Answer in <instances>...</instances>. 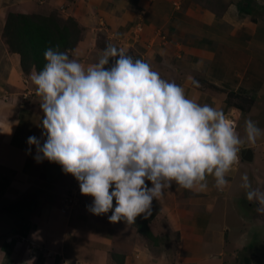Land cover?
<instances>
[{"label":"crops","instance_id":"obj_1","mask_svg":"<svg viewBox=\"0 0 264 264\" xmlns=\"http://www.w3.org/2000/svg\"><path fill=\"white\" fill-rule=\"evenodd\" d=\"M35 1L0 0V163L15 170L19 177L26 174L22 166L36 171L46 168V160L41 163L34 160L35 146H31L29 153L27 144L29 136L41 138L38 124L43 113L39 111L41 116H36L28 110L24 115L27 119L22 120L15 115L20 104L12 100L18 98L15 95L17 90L26 88L23 90L24 96L32 93L27 87L33 86L30 75L35 71L23 72L19 54L10 52L2 39V28L9 12H38L37 9L42 6ZM71 1V7L76 6L70 12L81 13L80 17L74 16L78 17L85 31L92 34L87 36L86 33L74 51L93 52L96 34L103 33L114 45L124 50L134 48L136 56L146 61L163 79L183 87L187 98L217 110L221 107L222 93L206 87L201 83L202 79L224 90L239 87L250 90L256 95L248 111L240 114L235 104L222 111L235 128H240L238 133L242 137L245 135L244 122L248 118L264 129V56L258 54L264 43V0H90V7L95 9L93 15L85 12L86 7L81 1ZM55 2L48 0L50 5ZM63 3L67 2L63 0ZM103 3L109 8L107 18L100 8ZM142 9H145L141 19L143 30L137 37L133 32L136 24L132 19L139 17ZM70 12L67 16L71 15ZM95 14L103 15L104 27L99 22L93 25L90 21L89 18H96ZM131 14H134L132 19ZM240 42H245V45L237 47L236 44ZM74 51L72 57L80 60L79 56H74ZM189 77L200 82L207 92L193 88ZM244 147L251 149L252 158L244 160L238 154L240 159L227 173L228 184L222 191L214 186L211 175L207 177L208 187L205 191L187 190L175 183L165 190L155 200L159 211L148 222L153 238L138 232L133 224L110 222L108 216L112 214L111 211L110 214L93 215L86 209L87 202L78 209L63 211L61 198L58 200L57 197H62L65 192L61 195V184L52 182L50 184L54 191L48 194L55 199H50L37 209V212L48 215V222L44 223L43 219L36 221V217L25 223L20 237L25 241L21 242L22 249H25L20 250V255L17 254L19 251H13L10 258L13 260L20 256L17 264H41L46 260L47 264H53L54 259L57 264H224L227 258H232L230 249L253 238L249 237L247 230V227H253L251 222H246L248 226L244 222L233 226V222L227 219L228 212L239 203L242 175L251 174L252 169L258 172L259 169L255 167L264 166V137L258 138L255 144L246 142L241 149ZM10 172V169L6 172L8 179ZM261 174L259 178L253 176L255 185H264V171ZM6 177L3 180L6 181ZM10 188V183H7L6 193ZM83 198L92 203L93 197L85 195ZM230 200L232 207L226 202ZM248 203V209L255 213L258 203L255 206ZM257 216L260 226L264 227V214L258 213ZM160 224L166 227L165 231H160ZM171 235L175 236L171 238ZM14 237H10L9 241L18 243L20 239ZM170 244L175 245V249L168 251L166 246ZM43 246L48 248L47 252L42 250ZM29 247L26 255V248ZM42 251L45 252L44 256L48 252L57 253V256L49 255L47 257L51 258L44 257L43 260ZM4 255L3 251L0 258L4 259ZM252 255L250 260L245 258L243 264H254ZM228 261L226 264H241L233 259Z\"/></svg>","mask_w":264,"mask_h":264},{"label":"clouds","instance_id":"obj_2","mask_svg":"<svg viewBox=\"0 0 264 264\" xmlns=\"http://www.w3.org/2000/svg\"><path fill=\"white\" fill-rule=\"evenodd\" d=\"M43 55L44 67L30 79L40 97L44 139L29 136L28 152L34 145L37 163L61 165L81 194L93 197L86 209L97 216L111 211L112 223L132 225L141 214L147 219L153 201L173 183L201 192L211 175L222 191L241 146L264 137L251 118L240 136L222 110L187 98L183 87L111 43L87 67L59 45ZM241 180L247 201L264 214V190L253 187L247 173Z\"/></svg>","mask_w":264,"mask_h":264},{"label":"rangeland","instance_id":"obj_3","mask_svg":"<svg viewBox=\"0 0 264 264\" xmlns=\"http://www.w3.org/2000/svg\"><path fill=\"white\" fill-rule=\"evenodd\" d=\"M40 1V2H39ZM63 0H56L55 3H52V5L48 4V0H36V3H39L38 5L42 6L38 12L34 11V12H29V13H25V14H33V13H41L42 15L48 16L49 14L54 15L55 17L58 15L61 18H66L69 17V15L67 16L68 12L72 11V8H74L75 6L71 7L72 4H70L72 1L71 0H65V2L67 3H63L61 4ZM82 2L83 6L86 7V13H91V15H93L95 9H93L90 5H89V1L90 0H79V2ZM76 2V1H75ZM57 4V5H54ZM61 4V5H60ZM89 5V6H88ZM88 6V7H87ZM102 7L103 10V15L105 18H107V15L109 13V8L107 7L106 3H103L102 6H100V8ZM107 7V8H106ZM142 10L144 12H142ZM139 11V17H136L134 19H132L134 17V14L130 15V18L134 21V23L136 24V29L135 34L137 37L140 36V32H142V16L145 14V9H142ZM79 13V12H78ZM262 13L264 14V9L262 11ZM70 17H72L77 24L81 27V35L79 41L76 43V45L74 46L73 49L70 50L69 52V56L70 58H73V54L72 51L75 50V47L77 46V44H79V42L81 40L84 39V37L88 35H92L88 32L85 31L84 26H82L80 24V22L77 20L78 17H80L81 13L79 14H73L72 12H70ZM113 14H118L117 12L113 13ZM130 14V13H129ZM78 17H76V16ZM95 17H91L89 18L90 21L93 23V25H95V23L99 22L103 27L105 26V24H103V15H98L95 14ZM130 19V20H131ZM133 32H131V34L133 35ZM134 38V36H133ZM133 38H131L132 41H130L131 43L133 42ZM3 39V38H2ZM138 39V38H137ZM96 45H95V50L92 52H90L89 50L86 51H80L79 49H77L76 51H74V56H79L80 57V62L82 64H84L85 67H87L89 64L95 63L98 61V59L100 58V56L103 54V50L105 49L106 45L108 43L113 44V42L110 41V39L105 36L103 33L98 32L96 34ZM114 45V44H113ZM243 45H245V42H240L239 45L236 44L237 47H242ZM118 48H120V46L118 45H114ZM256 48V47H255ZM126 53L132 55V56H136L135 54V50L134 48L130 47L129 49L125 50ZM258 54L263 55L264 56V43L261 45V49L260 51H258ZM20 56V55H19ZM154 70V69H152ZM199 86H192L193 88H197L198 91H200V89H203L206 91V89H204V87L202 86V84L200 82ZM206 87H210V86H206ZM27 88L31 89L30 94H28L27 96H24L25 89H21V90H17L18 93H16L15 95L18 98L13 99L12 101L14 102H19L20 104V109L15 112V115L18 116V118H20V120L22 119H27L24 115L25 112L30 110L33 111L35 113V115L37 116H41L39 115V111H42L39 105L40 102V97L36 94L35 92V86H28ZM200 88V89H199ZM212 89V87H210ZM240 88V87H239ZM237 88L235 90H224L221 91L220 94L222 97H220V101H221V107L220 110H225L227 107H229V105L232 104H238V103H244L239 97L237 93L241 94V97H245V98H249L250 100L252 99L254 102L255 100V95L256 93L251 92L250 90L247 89H242V88ZM237 92L233 98H231V101L228 98V95L230 94V92ZM207 92V91H206ZM228 100V101H226ZM13 102V103H14ZM233 102V103H231ZM238 109V112L240 114H243L242 110L239 109L237 106H235ZM247 118V117H245ZM41 119V118H40ZM41 131V128H39ZM237 132L239 131L238 128ZM42 132V131H41ZM44 139V138H43ZM46 165L49 163L48 160L45 161ZM254 166V165H253ZM258 168L259 171L257 172L256 169H252L250 172L251 174H248L250 181L252 183V185H255L254 182V177L256 176L257 178L261 177L263 174H261L264 171V166L260 167H255ZM9 169L11 170V175L10 178L8 179V177H6L8 174L6 172L9 171ZM0 176H2V178L0 180L5 179L6 177V181H0V257L3 255V251L5 252L4 255V259L0 258V264H17V258H19L20 256H16L14 257L13 260H11L12 258H10V255L13 251H19V253L17 254H21V251H23L24 249H22L21 242H25L22 239H20L21 237V228L25 227L22 226V224L25 225V223H27L28 221H33L36 219V217H38V219L36 221H40L43 219L44 223L48 222L47 218V214L42 213V217L41 218V213L38 211L37 209L40 208V205H42L43 203H47L48 201H50V196L51 194H48L52 191H54L52 189L53 185H49L48 182L45 181V170H40V171H36L34 168H28L26 165L22 166V170H24L26 172V174H24L23 176H18L17 172L15 170H12L10 167H6L4 164L0 163ZM13 172V173H12ZM14 174V175H13ZM22 174V173H20ZM253 177V178H252ZM8 180V181H7ZM5 181V185L4 187H2V184H4ZM53 182L55 183H59L61 184L62 190L60 191L61 195L62 193H64V195L58 196L57 199L60 200V203L62 204L65 197L66 196H72L75 201L71 202V204H69L70 206L66 207L63 211L67 210H74V209H78V207L80 206H84L86 203L90 204L91 202H88V200L85 198H83V196L85 197V195L81 194L80 192V188H79V183L78 181L71 175V174H65L61 171V173L59 174V176H57ZM7 183H10V190H8V192L6 193V188H7ZM52 183V182H51ZM260 185V183H257L255 186ZM13 187V188H12ZM262 190L264 188V185H260L259 186ZM16 191H15V190ZM242 194L239 198V203L237 204L236 208L232 209L231 211H229L227 214V219L231 222H233V226L237 225L238 223H242L244 222L246 226H248L246 224L247 223H252L251 225H253V227H247L248 229V235L249 237H253L251 239H249L246 243H243L242 245H238L237 247L235 246L234 249H230V255L232 256V258H227L228 260H232L235 261L237 263H241L243 264V260L245 258H248V260H250L251 255L254 253V255H252V259L254 264H261L262 263V259L264 257V227H262V225L260 226L259 222H258V213L257 215L255 213H252L250 209H248L249 205V201L247 202L246 196H245V192L240 189ZM2 191L4 192L3 195L1 194ZM56 197V196H55ZM54 198V197H53ZM52 198V199H53ZM83 198V199H82ZM195 198V197H194ZM51 199V200H52ZM55 199V198H54ZM83 200L85 202H83ZM93 200V198H92ZM228 204H230V207H232L231 203L232 201H226ZM64 204V203H63ZM252 206H255V202H251ZM253 209H255L254 207H252ZM110 214V211H109ZM255 215V216H254ZM254 217V218H253ZM226 220V221H228ZM249 221V222H248ZM164 223V222H162ZM35 224V223H34ZM165 226V223L163 224ZM160 226H162L160 224ZM162 226V230L160 231H164L166 230V227ZM245 226V227H246ZM260 226V227H259ZM244 228V226H243ZM14 230V231H13ZM232 230L234 231L235 229L232 228ZM231 230V231H232ZM167 232H171V231H167ZM16 233V234H14ZM173 234V233H172ZM16 236L14 238H19V242H15V241H9V239H11L10 237ZM175 236V235H174ZM174 236L171 235V238H173ZM262 236V237H261ZM8 237V239H7ZM260 237V238H259ZM60 237H58L59 239ZM9 241L10 243H8L7 241ZM13 240V238H12ZM171 242H173V240H171ZM226 246V245H225ZM166 248L168 249V251H170L171 249H175V245H167ZM29 248H26V255L29 252ZM48 248H44L42 250H46L47 252ZM21 250V251H20ZM167 251V252H168ZM173 254V257L175 256L173 252H171ZM45 252L42 251V256H43V260L44 257L46 258H51V257H47V256H57L55 254L57 253H52V252H48L46 254V256H44ZM226 259V261H224L223 263L226 264V262L228 261ZM53 260V259H52ZM171 260H173V258H171ZM54 263L53 264H57V260L54 259ZM48 260L41 262V264H47ZM229 262V261H228ZM34 264H38V263H34Z\"/></svg>","mask_w":264,"mask_h":264},{"label":"trees","instance_id":"obj_4","mask_svg":"<svg viewBox=\"0 0 264 264\" xmlns=\"http://www.w3.org/2000/svg\"><path fill=\"white\" fill-rule=\"evenodd\" d=\"M80 35L81 27L72 17L69 16L64 19L58 15L56 17L51 14L45 16L41 13L25 14L9 12L2 28L3 41L10 52H16L20 55V65L24 73H28L32 69L38 72L44 67L46 60L44 59L43 53L48 47L59 45L60 51H67L69 54L70 50L73 49L79 39H81ZM201 83L205 86L212 87L214 90L224 91V89L206 80L202 79ZM236 93L237 92L231 91L228 95L229 100L231 101V98L238 94V97L244 103H236L235 105L243 112L248 111L253 100L241 97L240 93ZM49 185L51 184L49 183ZM152 208L153 211L151 216L145 219L143 214H141L137 216L133 224L138 232L148 238H153V234L148 228V222L151 221L159 211V205L155 200L153 201ZM22 226L25 225L22 224ZM24 228L25 227L21 228V233L24 231ZM261 264H264V258Z\"/></svg>","mask_w":264,"mask_h":264},{"label":"water","instance_id":"obj_5","mask_svg":"<svg viewBox=\"0 0 264 264\" xmlns=\"http://www.w3.org/2000/svg\"><path fill=\"white\" fill-rule=\"evenodd\" d=\"M133 57L137 59H142L138 56H133ZM110 63H111V59H110ZM251 155L252 154L250 148L244 147L241 149L240 156L242 159L251 160L252 158ZM61 171H62L61 165H59L58 163L49 162L45 168V181L48 183L53 182V180L60 174Z\"/></svg>","mask_w":264,"mask_h":264},{"label":"built area","instance_id":"obj_6","mask_svg":"<svg viewBox=\"0 0 264 264\" xmlns=\"http://www.w3.org/2000/svg\"><path fill=\"white\" fill-rule=\"evenodd\" d=\"M73 201H75V199L72 196H66L63 201L64 204L62 209L64 210L66 207L70 206L69 204H71Z\"/></svg>","mask_w":264,"mask_h":264}]
</instances>
